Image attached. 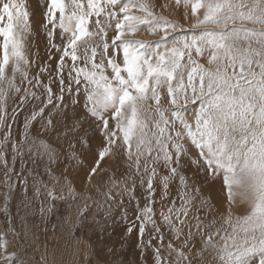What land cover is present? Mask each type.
Segmentation results:
<instances>
[{
	"label": "snow or ice",
	"instance_id": "1",
	"mask_svg": "<svg viewBox=\"0 0 264 264\" xmlns=\"http://www.w3.org/2000/svg\"><path fill=\"white\" fill-rule=\"evenodd\" d=\"M39 8L37 21L30 0H0V264H26L12 250L17 194L42 217L83 201L73 227L86 226L85 168V188H106L97 208L118 203L127 219L133 206L120 248L135 230L143 264H264V0ZM105 157L120 171L106 184ZM217 184L211 202L203 189ZM240 204L247 214L234 217ZM95 229L85 264H124L103 239L115 235L107 218Z\"/></svg>",
	"mask_w": 264,
	"mask_h": 264
},
{
	"label": "rangeland",
	"instance_id": "2",
	"mask_svg": "<svg viewBox=\"0 0 264 264\" xmlns=\"http://www.w3.org/2000/svg\"><path fill=\"white\" fill-rule=\"evenodd\" d=\"M31 6L35 11L34 19L37 21L42 20V9L39 8V4L42 0H30ZM187 27V25H186ZM139 39H150L147 35H138ZM36 48L39 49V55L41 57L46 56L45 42L39 40L36 43ZM33 49V51L36 50ZM11 107V105H10ZM23 117H20V123H22ZM15 127V126H14ZM93 148L96 149V142H93ZM85 164H91L93 156L88 152L87 148L83 150ZM107 161V163H106ZM101 167L109 169L107 173H102L105 177L104 183H107L108 177L113 175L119 178L120 171L117 169L115 162L105 157V160L101 161ZM122 168V165L120 166ZM63 166L61 167V171ZM87 169L85 168V172ZM99 171V170H98ZM85 172H80V178L75 181L78 191L86 192L88 196L93 199L87 201V211L89 215L84 221L86 226L84 227H73V222L76 221L79 207L83 205V201L72 202V206L57 202V206L52 213L41 216L39 213V201H36L32 206L31 211H27L23 206L17 207L20 203L19 194L11 204V212L13 214L17 232L21 235L17 241H14L13 251L17 252L22 259L25 260L26 264H85L84 261V250H87L90 245L95 244L96 241L101 240L99 232L95 229L96 221L107 218L108 220V232L111 234L115 230V235L109 239L105 236L103 239L111 244L115 243L118 251L121 255V260L124 264H143L142 259L138 254V249L135 247L136 233L128 236V243L124 248H120V238L124 234V231L128 224L134 219V213L132 211L133 206H129L127 209V219H124L125 209L118 203H112L110 206L97 208L95 201H102V191L106 188L101 187V192H98L96 188L89 185L85 188L82 183ZM69 177L74 175L72 169L69 168L67 173ZM192 176V173H189ZM45 179H47L45 177ZM93 179H97L93 177ZM204 195L211 202H215L217 199H223L220 196V185L211 187L206 185L203 189ZM31 195V193H29ZM126 203V201H125ZM0 206H2V199H0ZM235 216H244L247 214V205L240 204L233 210ZM5 218L0 213V229L6 228ZM25 232L27 235L25 236ZM11 239V233H9ZM80 241L78 244L77 241ZM104 245L101 244L100 248L103 249ZM78 249H83L78 251ZM104 255L101 258H108L107 250H104ZM94 259V257H93ZM254 264L256 262L254 261Z\"/></svg>",
	"mask_w": 264,
	"mask_h": 264
}]
</instances>
